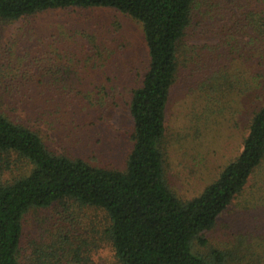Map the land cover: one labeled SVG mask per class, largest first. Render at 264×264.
Here are the masks:
<instances>
[{
    "label": "trees",
    "instance_id": "16d2710c",
    "mask_svg": "<svg viewBox=\"0 0 264 264\" xmlns=\"http://www.w3.org/2000/svg\"><path fill=\"white\" fill-rule=\"evenodd\" d=\"M71 7L112 8L142 24L149 65L141 85L131 90V147L124 166L113 168L47 142L42 121L54 112L76 113L64 105L77 98L67 89L40 87L35 75L55 65L48 52L41 65L42 42L33 40V29L25 30L21 53L13 57L15 52L6 50L0 61V264H106L97 255L102 244L110 252L108 264H227L226 251L205 257L194 244L207 243L204 233L246 190L264 201V0H0V25ZM194 37L202 42H190ZM83 38L85 55L99 67L109 47L93 33ZM178 83L187 84L211 111L222 90L246 93L253 102L240 153L190 199L168 184L162 146ZM54 98L56 103L48 104ZM60 203L101 211L103 230L86 235L70 222L25 247L27 215ZM256 236L264 241L258 228L242 234L245 249L251 240L258 244Z\"/></svg>",
    "mask_w": 264,
    "mask_h": 264
},
{
    "label": "rangeland",
    "instance_id": "374dc122",
    "mask_svg": "<svg viewBox=\"0 0 264 264\" xmlns=\"http://www.w3.org/2000/svg\"><path fill=\"white\" fill-rule=\"evenodd\" d=\"M28 29L34 30L33 40L42 42L39 47L41 65L46 63L45 52L55 65L51 72H45L43 67L40 75H35L41 81L40 87L49 91L67 89L74 99L77 98L74 103L78 105H64L67 109L73 106L76 113L54 112L42 121L47 142L57 150L82 156L93 165L122 168L131 147L133 131L129 109L131 90L141 85L149 65L140 21L105 7L42 11L0 25V61L6 50H13V57L21 53L22 41L20 45L18 42ZM90 33L109 47L110 55L101 59L97 68L84 51L88 42L83 37L88 38ZM195 38L189 41L202 42ZM16 62L27 64L18 58ZM189 89L187 84L178 83L172 91L162 145L166 179L183 199L198 195L215 179L223 165L240 153L253 103L252 97L246 93L239 96L231 91L223 95L222 92L226 91L222 90L216 97L213 112L206 109L211 107L208 102L202 97L196 98ZM64 99L73 98H62V101ZM50 103L54 105L56 99ZM54 107L62 110L59 106ZM19 164L15 165L16 168ZM262 202L254 200L253 194L246 190L218 216L216 226L204 233L207 243L195 242L194 250L205 257L212 250L226 251L231 255L227 264H264L261 236H256L258 244L251 240L252 246L248 244L247 249L241 242L245 231L252 232L255 228L258 232L264 231ZM70 222H75L76 229L83 234L97 235L105 225V214L76 203L32 210L25 220V247L42 233L56 232ZM100 247L103 251L97 255L101 254V261L110 263L106 244Z\"/></svg>",
    "mask_w": 264,
    "mask_h": 264
}]
</instances>
